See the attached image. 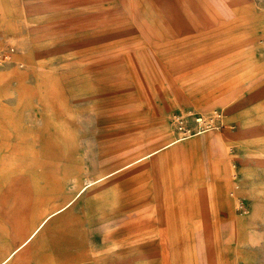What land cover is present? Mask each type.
<instances>
[{"label":"rangeland","instance_id":"rangeland-1","mask_svg":"<svg viewBox=\"0 0 264 264\" xmlns=\"http://www.w3.org/2000/svg\"><path fill=\"white\" fill-rule=\"evenodd\" d=\"M244 3L188 0L203 23H220L221 30L210 34L205 48L177 54L178 48H156L155 37L159 32L165 35V29L152 13L150 0H0V242L11 233L7 221L23 222L8 242L0 243V252L16 248L27 231L22 217L30 215L38 193L48 190L54 162L60 158L65 168L68 162L63 159L73 153L83 167L90 148L94 161L99 153L95 137L102 127L158 123L161 111L147 104L167 95L181 110L167 112L170 124L166 125L174 121L178 137L191 136L220 128L226 112L185 111L192 91L183 93L180 84H204L208 89L221 83L215 94L231 89L239 94L252 87L264 90V37L261 48L242 47L244 40L263 33L264 0L257 1L259 21L248 8L243 13ZM231 99L204 108L221 105L225 109ZM65 120L70 124H61ZM179 120L184 121L183 130ZM53 210L43 211L40 206L33 218ZM258 228L264 240V224ZM263 242L252 251L237 249L238 262L236 252L226 248L224 241H205L202 248L194 241H183L182 250L173 242V255L166 261L158 258V263L264 264ZM180 251L183 256L176 255ZM58 260V264H100L101 257Z\"/></svg>","mask_w":264,"mask_h":264},{"label":"crops","instance_id":"crops-1","mask_svg":"<svg viewBox=\"0 0 264 264\" xmlns=\"http://www.w3.org/2000/svg\"><path fill=\"white\" fill-rule=\"evenodd\" d=\"M257 1L244 0L243 13L248 8L259 21ZM187 2L150 0L152 13L165 29V35L159 32L155 37L156 48H178L177 54L185 49L195 51L205 48L210 34L220 32V23H203L198 10ZM260 28L261 36L244 40L243 48L252 49L262 42L264 25ZM180 85L183 93L192 91L188 93L191 105L185 111L223 110L226 125L221 122L220 128L200 130L180 140L174 121L166 125L170 124L166 116L181 109L161 95L147 104L161 111L160 123L102 127L95 137L99 153L94 161L90 148L83 167L73 153L63 159L68 162L65 168L60 158L54 162L48 190H42L47 200L39 201L45 195L40 191L31 202L30 215L20 220L29 227L40 206L43 211L49 207H63V211H57L48 228L40 231L32 250L17 251L5 264H58V258L66 256H100V264H159L158 258L166 261L165 257L173 255V242L182 250L183 241H194L198 248L205 241H224L226 248L239 253L261 247L264 90L252 87L239 94L232 89L215 94L213 90L221 83L208 89L204 84ZM228 96L232 99L225 109L221 105L204 108ZM10 235L0 243L8 242ZM5 255L0 252V262Z\"/></svg>","mask_w":264,"mask_h":264},{"label":"bare ground","instance_id":"bare-ground-1","mask_svg":"<svg viewBox=\"0 0 264 264\" xmlns=\"http://www.w3.org/2000/svg\"><path fill=\"white\" fill-rule=\"evenodd\" d=\"M205 4V3H204ZM205 6V5H204ZM201 120V119H200ZM202 121V120H201ZM190 135H188V136H182V137H180L179 139L181 140V139H184V138H187V137H189ZM175 141H177V140H175ZM174 141V142H175ZM86 190V189H85ZM43 194H45V193H43ZM80 196V195H79ZM45 197H46V194L45 195H43V197H42V200H45ZM44 198V199H43ZM41 200V201H42ZM60 210V211H59ZM57 211H59V212H61V211H63L62 209H55V210H53V211H50L49 213H43L41 216H39V217H34L33 218V222H32V224L27 228V231L26 232H24V233H22V235H21V239H20V242H19V244L16 246V248H14V249H12V250H10L7 254H6V256H5V258L2 260V262H0V264H5V263H8V262H10L11 260H12V256L17 252V251H19V250H21V249H24V248H28L38 237H39V233H40V231L44 228V227H46L47 225H48V223H50V221H51V219H52V217L56 214V212ZM58 213V212H57ZM170 217V216H169ZM168 217V218H169ZM170 219V218H169ZM7 223L9 224V221H7ZM23 223V222H22ZM22 223H21V221H19V223L18 224H15V223H12L11 225H10V228H11V233H13V232H15V231H17V229H19L21 226H22ZM27 227V226H26ZM169 231V230H168ZM10 233V234H11ZM16 234H18V233H16ZM15 234V235H16ZM14 235V236H15ZM17 236V235H16ZM15 236V237H16ZM168 236V235H167ZM13 237V236H12ZM1 238V237H0ZM167 239V238H166ZM18 241V240H17ZM168 243V242H167ZM168 247V246H167ZM171 250V249H170ZM193 250V249H192ZM168 251V250H167Z\"/></svg>","mask_w":264,"mask_h":264},{"label":"built area","instance_id":"built-area-1","mask_svg":"<svg viewBox=\"0 0 264 264\" xmlns=\"http://www.w3.org/2000/svg\"><path fill=\"white\" fill-rule=\"evenodd\" d=\"M179 124H181V126H180V130H183V125H182V124H184V121L179 120Z\"/></svg>","mask_w":264,"mask_h":264}]
</instances>
